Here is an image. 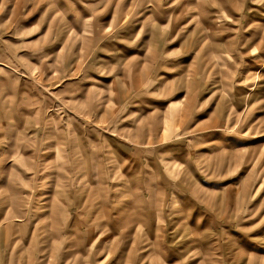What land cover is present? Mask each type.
Here are the masks:
<instances>
[{
    "label": "rangeland",
    "instance_id": "rangeland-1",
    "mask_svg": "<svg viewBox=\"0 0 264 264\" xmlns=\"http://www.w3.org/2000/svg\"><path fill=\"white\" fill-rule=\"evenodd\" d=\"M0 222V264H264V0H0Z\"/></svg>",
    "mask_w": 264,
    "mask_h": 264
},
{
    "label": "crops",
    "instance_id": "crops-1",
    "mask_svg": "<svg viewBox=\"0 0 264 264\" xmlns=\"http://www.w3.org/2000/svg\"><path fill=\"white\" fill-rule=\"evenodd\" d=\"M98 175L103 177L102 173H99ZM99 189H100V191H104L103 189L98 188L97 185H94L93 188H90L89 190H90V191H97V192H99ZM60 191H62V190H60ZM19 192H20L19 190H15V189H14V192H13L12 196L16 195L19 199H22V197L18 195ZM99 197L101 198V201H102V204H103V205H108V202L103 200V198L101 197V194L99 195ZM22 200H23V199H22ZM18 207H19V213H20V211L24 210V209H23V208L25 207V203H24V201H23V203H22L21 205H19ZM19 217H21V216L15 217L14 219H15V220H18ZM104 219H105V225H104V226H111V225H115V224H116V225H118V226H123V227H124V226H126L127 224H129V223L132 222V217H128V216H123V217H122V215H121L120 213H118V214H117L116 216H114V217L105 216ZM99 224H100V223H99ZM140 263H141V262H140ZM140 263H138V264H140Z\"/></svg>",
    "mask_w": 264,
    "mask_h": 264
},
{
    "label": "bare ground",
    "instance_id": "bare-ground-1",
    "mask_svg": "<svg viewBox=\"0 0 264 264\" xmlns=\"http://www.w3.org/2000/svg\"><path fill=\"white\" fill-rule=\"evenodd\" d=\"M250 48V47H249ZM253 49V48H252ZM20 139V138H19ZM25 161V160H24ZM7 199V198H6ZM23 203V200L22 199H19L16 195L10 197L6 203V207L5 209V213L7 212L8 213V216L7 218H15V217H18V216H22L19 214V205H21ZM22 212V211H20ZM6 218V219H7ZM59 218V217H57ZM53 220V219H52ZM1 224V222H0ZM50 233V232H49ZM51 234V233H50ZM1 253V252H0ZM1 256V255H0Z\"/></svg>",
    "mask_w": 264,
    "mask_h": 264
}]
</instances>
